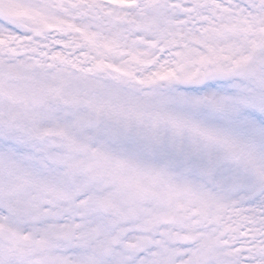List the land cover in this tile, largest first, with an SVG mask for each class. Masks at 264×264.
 <instances>
[{
  "label": "snow or ice",
  "instance_id": "1",
  "mask_svg": "<svg viewBox=\"0 0 264 264\" xmlns=\"http://www.w3.org/2000/svg\"><path fill=\"white\" fill-rule=\"evenodd\" d=\"M0 264H264V0H0Z\"/></svg>",
  "mask_w": 264,
  "mask_h": 264
}]
</instances>
